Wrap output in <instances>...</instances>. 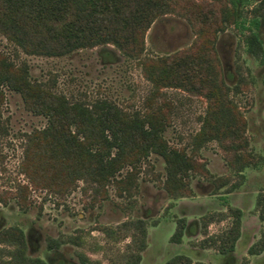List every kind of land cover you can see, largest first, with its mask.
<instances>
[{
    "label": "rangeland",
    "instance_id": "1",
    "mask_svg": "<svg viewBox=\"0 0 264 264\" xmlns=\"http://www.w3.org/2000/svg\"><path fill=\"white\" fill-rule=\"evenodd\" d=\"M223 1L229 9V0ZM258 1L238 0L233 8L236 22L220 24L212 40L228 86L227 98L244 120L248 163L240 171L225 162L215 140L194 150L192 137L199 130L206 108L203 97L168 87L152 94L139 63L123 57L110 45L46 57L24 54L0 35V53L17 65L24 63L29 80L69 101L91 105L107 100L129 115L159 110L166 120L161 135L168 146L191 153L207 171H188L183 177L186 191L171 196L163 188L162 158L149 153L137 163L127 189L112 179L102 185L77 180L62 195L31 189L18 169L24 134L41 128L45 119L25 110L18 94L4 91L0 105V118L6 128L0 136V230L18 226L24 233L26 254L47 264H79V254L100 264H120L128 238L114 242L103 235L101 228H114L139 218L146 227V247L140 252L138 264H164L175 254L189 257L191 264H264V249L257 255L247 253L264 230V219L258 218L255 208L256 195L264 191V27H253L250 13ZM250 30L257 32L262 44L263 50L257 56L246 52L244 38ZM193 40L194 32L184 19L162 15L146 30L141 57L157 59L187 48ZM126 169L114 179H120ZM217 178L225 180L218 188L214 184ZM23 196L25 200L19 205L17 199ZM228 207L241 210L240 235L233 250L220 255L199 244L204 237L200 218L213 211L225 214L224 219L214 220L205 228L207 235L216 234L231 222ZM176 217L184 218L185 229L180 242L170 243L168 237ZM54 242L58 244L48 248Z\"/></svg>",
    "mask_w": 264,
    "mask_h": 264
},
{
    "label": "trees",
    "instance_id": "2",
    "mask_svg": "<svg viewBox=\"0 0 264 264\" xmlns=\"http://www.w3.org/2000/svg\"><path fill=\"white\" fill-rule=\"evenodd\" d=\"M0 0V35L24 54L57 57L80 49L110 45L123 57L134 59L151 84L152 94L160 88L183 90L205 99L206 108L200 117L199 130L193 135L194 150L202 143L215 140L222 158L234 170L240 171L248 161L244 154L246 139L244 120L227 98L228 86L212 40L222 23H235L233 8L238 0ZM253 27H264V0L251 9ZM184 19L194 32L187 48L159 58L141 57L144 35L151 23L162 15ZM246 52L257 56L262 44L256 31L244 38ZM4 91L21 98L25 110L42 116L45 124L24 134L25 143L19 171L31 189H45L62 195L75 186L77 180L102 185L109 179L124 189L131 186L136 165L155 153L164 162L163 188L171 196L186 191L188 171L207 173L202 163L184 149L170 147L162 137L166 120L159 110L139 115L127 114L114 103L99 100L91 105L43 88L29 80L24 63L15 64L0 53V105ZM6 131L0 118V136ZM127 167L120 179L114 176ZM215 187L225 183L217 178ZM26 188V186H25ZM24 201V196L17 203ZM258 218L264 219V191L255 197ZM231 222L216 234L207 235L205 228L214 220L224 219L221 211L200 218L199 244L220 255L233 250L240 235L241 210L228 207ZM168 237L178 243L185 229L184 218L176 217ZM104 236L114 242L128 238L121 252L120 264H138L140 252L146 247V227L142 219L121 222L116 227L101 228ZM58 243L48 245L55 247ZM264 249V230L249 245L247 253L257 255ZM79 264H100L83 254ZM189 257L175 254L164 264H191ZM0 264H47L25 252L23 231L16 225L0 230ZM193 264H203L194 262Z\"/></svg>",
    "mask_w": 264,
    "mask_h": 264
}]
</instances>
